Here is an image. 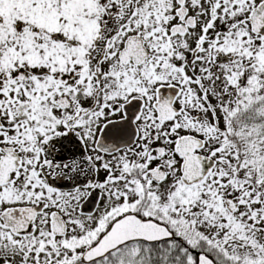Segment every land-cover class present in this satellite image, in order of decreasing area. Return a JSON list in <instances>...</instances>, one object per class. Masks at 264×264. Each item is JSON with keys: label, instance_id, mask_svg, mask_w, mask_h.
I'll list each match as a JSON object with an SVG mask.
<instances>
[{"label": "snow or ice", "instance_id": "6c2138e0", "mask_svg": "<svg viewBox=\"0 0 264 264\" xmlns=\"http://www.w3.org/2000/svg\"><path fill=\"white\" fill-rule=\"evenodd\" d=\"M0 264H264V0H0Z\"/></svg>", "mask_w": 264, "mask_h": 264}]
</instances>
